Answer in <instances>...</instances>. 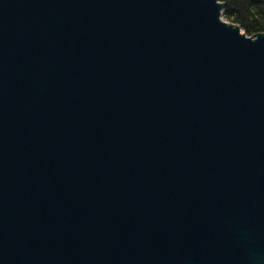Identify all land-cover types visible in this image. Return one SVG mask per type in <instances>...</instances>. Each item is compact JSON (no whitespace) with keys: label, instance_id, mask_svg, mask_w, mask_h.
I'll return each instance as SVG.
<instances>
[{"label":"water","instance_id":"1","mask_svg":"<svg viewBox=\"0 0 264 264\" xmlns=\"http://www.w3.org/2000/svg\"><path fill=\"white\" fill-rule=\"evenodd\" d=\"M222 0H0V264H264V31Z\"/></svg>","mask_w":264,"mask_h":264},{"label":"trees","instance_id":"2","mask_svg":"<svg viewBox=\"0 0 264 264\" xmlns=\"http://www.w3.org/2000/svg\"><path fill=\"white\" fill-rule=\"evenodd\" d=\"M224 17L242 27L248 35L264 31V0H222Z\"/></svg>","mask_w":264,"mask_h":264},{"label":"rangeland","instance_id":"3","mask_svg":"<svg viewBox=\"0 0 264 264\" xmlns=\"http://www.w3.org/2000/svg\"><path fill=\"white\" fill-rule=\"evenodd\" d=\"M225 19H227V18H225ZM228 20V19H227ZM228 21H231V20H228Z\"/></svg>","mask_w":264,"mask_h":264}]
</instances>
